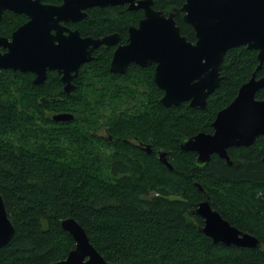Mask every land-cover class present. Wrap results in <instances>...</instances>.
<instances>
[{
  "label": "trees",
  "instance_id": "trees-1",
  "mask_svg": "<svg viewBox=\"0 0 264 264\" xmlns=\"http://www.w3.org/2000/svg\"><path fill=\"white\" fill-rule=\"evenodd\" d=\"M184 1L156 0V4L168 11ZM137 14L124 11L117 22L108 8H96L85 20V29L100 33L122 29ZM6 18L12 22L16 15ZM178 23L182 34L196 39L193 27L182 16ZM109 55L110 50L104 49L81 69L84 88L70 95L61 93L56 109L75 111L74 120L66 123L40 126L36 122L38 95L58 88L21 87L18 105V97L7 94L15 76L0 74V192L16 228L12 240L0 249V264H51L65 258L75 247L74 238L61 225L69 216L78 219L92 243L111 262L264 264L261 147L231 152L232 164L214 157L203 168L196 164L194 152L179 147L181 138L210 130L216 112L234 99L253 73L264 76V63L257 69V50L246 45L227 50L221 80L204 108L187 102L164 105L150 68H129L128 74L138 72L149 83V110L117 118L118 122L112 119L111 130L126 137L136 133L156 146H165L174 169L155 152L137 153L124 141L117 143L119 147L110 155L102 149L109 144L97 133L94 114L103 97H112V91L118 89V74L109 72ZM260 95L264 96V88ZM207 196L233 225L256 234L261 245L251 248L214 242L203 232L204 219L195 212Z\"/></svg>",
  "mask_w": 264,
  "mask_h": 264
},
{
  "label": "water",
  "instance_id": "water-1",
  "mask_svg": "<svg viewBox=\"0 0 264 264\" xmlns=\"http://www.w3.org/2000/svg\"><path fill=\"white\" fill-rule=\"evenodd\" d=\"M86 1L88 4L100 2ZM146 6L145 17L139 27L131 31L130 42L116 50L111 70L124 72L132 61L143 66L156 62L154 80L165 91L161 101L166 106L189 101L191 106L205 107L208 96L219 85L224 56L230 48L246 45L257 50V69L262 68L264 0H185L168 15L162 10ZM180 13H183L184 21L193 27L195 41L182 34L175 18ZM30 27L23 28V31L28 30V38L22 42L19 56L14 46L17 43L14 41L10 45V52L0 55V66L16 67L17 58L20 66L32 64L34 49ZM18 39L20 45L21 37L18 36ZM104 40L106 39H88L87 43L98 44ZM84 58L92 59L90 51ZM31 70H37L41 80L44 78V69ZM72 70L76 69H59L64 72L67 92L74 86L68 76ZM262 87L264 77L257 78L254 73L239 88L234 100L217 113L213 121L214 132L201 131L181 141L183 150L197 153L196 164H208L214 153L232 163L228 153L230 146L251 145L259 135H264V98H255L256 91ZM73 117V113H61L56 115L55 119L71 120ZM159 160L174 169L167 151H160ZM196 185L202 189L199 183ZM195 212L204 219L203 232L214 242L251 248L261 245V240L256 234L233 225L214 208L210 196L199 201ZM61 225L74 238L75 247L65 258L51 264H121L104 257L90 240L86 228L75 217L62 219ZM15 232L14 222L0 192V249L12 240Z\"/></svg>",
  "mask_w": 264,
  "mask_h": 264
},
{
  "label": "flooded vegetation",
  "instance_id": "flooded-vegetation-1",
  "mask_svg": "<svg viewBox=\"0 0 264 264\" xmlns=\"http://www.w3.org/2000/svg\"><path fill=\"white\" fill-rule=\"evenodd\" d=\"M146 5L152 6L156 10H162L167 15L175 8L173 7V9L166 11L156 4V0H100V2L96 4H88L86 0H0V55L10 52V45L15 41L17 45L14 46L16 47L19 56L20 48L23 46L22 42H25L28 38V30L23 31V28L31 26V38L34 49L32 64L30 66H20L17 58L16 67L0 66V74H10L15 76L14 81L11 82L10 85L18 89V105H21L20 101L23 95L22 91L19 90L21 87L23 88L26 86L32 89H35L34 87L37 86H44L48 89L58 88L59 91L57 92L49 91L38 95V102L34 105L36 122L40 126H45L54 121L66 123L74 120H56L55 116L61 113H73L75 117V111L70 108L56 109L55 104L61 101V93L70 95L73 91L85 87V82H80V73L82 72L81 69H86L87 64L94 60L97 56L99 57L101 51L109 49V72L111 75L115 76L118 74V78H116L118 89L116 92H113L112 95L115 96L118 106L120 105L117 117L115 116L113 119L118 122L117 118L127 119L129 116L135 115L136 112L148 111L150 92L149 83L145 81V79L140 78V75L142 74L134 71H132L133 73L130 72L131 74H128V72L130 70L129 68L133 65H137L141 69L150 68L152 80L155 82L154 74L156 71V62L143 66L135 61H132L127 65L124 72L111 70V62L116 50L120 46L127 45L130 42L132 29L139 27L141 20L145 17ZM96 8H108L112 20L117 22L121 21V13L124 11L137 12L138 14L136 19H132L127 22L125 28L112 29L102 33L97 31L87 32L84 22L93 14L94 9ZM9 14L16 15V18L13 19L12 22L7 21L6 16ZM178 16L183 17V13H180L175 17L176 22L179 25ZM18 36L21 37L20 45L18 43ZM88 39L106 40L101 41L98 44H94L93 42L88 44ZM88 51H90L92 55L91 60H86L85 58L83 59V57H86ZM31 69H44V78L41 80L37 70ZM59 69H76L72 70L68 75L70 82L74 85L70 92L65 90L66 83L63 78L64 72L59 71ZM256 77L261 78L264 76H258L256 74ZM155 84L158 86L156 82ZM158 87L161 89L159 101L163 103L161 98L165 91L160 86ZM263 88L264 87L256 91V99L261 100L264 98L263 95H260V91ZM212 94L213 92L208 96L207 102ZM232 101H230L227 105H229ZM184 102H187L190 105L189 101ZM196 107L201 108L200 106ZM221 109L216 112L214 119L211 122V129L204 130V132H214L213 121ZM112 121V119H109L107 122L108 125H105L106 123H99L97 133L101 138L107 141L106 143L112 145L115 150L119 147L117 143L124 141L131 145L137 153L143 152L151 154L155 152L159 158L160 151L164 150L168 152L169 158L170 150L162 145L156 146L149 138L145 139L136 133L126 137L118 131L111 130L110 124ZM199 132L201 131L192 135ZM182 140V138L179 140L180 148ZM252 146L261 147V160L264 162V135H259L251 145L230 146L228 148V153L232 163L233 157L231 152L235 153L239 148ZM192 152H194L197 157V153L195 151ZM214 157L222 158L228 162L227 158L221 157L218 153H214L210 161H212ZM228 163L232 164L230 162ZM206 165L198 166L203 168ZM197 183L199 182L196 181L195 184Z\"/></svg>",
  "mask_w": 264,
  "mask_h": 264
},
{
  "label": "rangeland",
  "instance_id": "rangeland-1",
  "mask_svg": "<svg viewBox=\"0 0 264 264\" xmlns=\"http://www.w3.org/2000/svg\"><path fill=\"white\" fill-rule=\"evenodd\" d=\"M97 83L99 87L101 88V82L97 80ZM18 93L19 92L15 89L14 86H10V92L7 94L10 96L18 97ZM112 93H111L112 97L104 96L101 102H99L98 104V112L97 113L95 112L94 114L96 117V123H95L96 126H99V123H106L105 125H108L107 122L109 121V119H113L115 116L117 117V113H118V110L120 109V105L118 106V102L115 99V96L112 95ZM8 95H4V97H7ZM102 149L106 151L105 153H107V155H110L113 152H116L115 148L112 145L102 146ZM175 196L176 195H173V197ZM147 197H150V196H147Z\"/></svg>",
  "mask_w": 264,
  "mask_h": 264
}]
</instances>
